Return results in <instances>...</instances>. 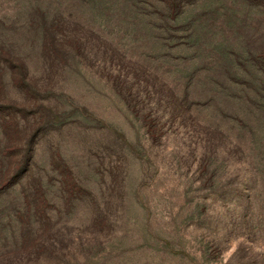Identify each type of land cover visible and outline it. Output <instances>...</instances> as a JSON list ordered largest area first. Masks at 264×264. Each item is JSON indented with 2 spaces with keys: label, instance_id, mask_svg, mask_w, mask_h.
<instances>
[{
  "label": "rangeland",
  "instance_id": "374dc122",
  "mask_svg": "<svg viewBox=\"0 0 264 264\" xmlns=\"http://www.w3.org/2000/svg\"><path fill=\"white\" fill-rule=\"evenodd\" d=\"M165 2L0 0V264H264V0Z\"/></svg>",
  "mask_w": 264,
  "mask_h": 264
},
{
  "label": "trees",
  "instance_id": "16d2710c",
  "mask_svg": "<svg viewBox=\"0 0 264 264\" xmlns=\"http://www.w3.org/2000/svg\"><path fill=\"white\" fill-rule=\"evenodd\" d=\"M176 0H167V2H165V6L167 5L168 6V10L169 11H172V10H175L176 9ZM30 171L28 170V167L26 166V169L22 171L23 174H28Z\"/></svg>",
  "mask_w": 264,
  "mask_h": 264
}]
</instances>
